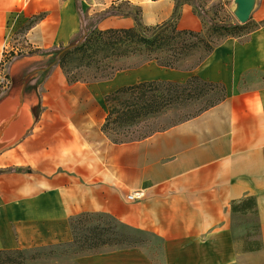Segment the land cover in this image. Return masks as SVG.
I'll return each mask as SVG.
<instances>
[{"label":"crops","instance_id":"crops-1","mask_svg":"<svg viewBox=\"0 0 264 264\" xmlns=\"http://www.w3.org/2000/svg\"><path fill=\"white\" fill-rule=\"evenodd\" d=\"M123 2L148 26L176 11L174 0L25 5L29 16L42 15L28 39L48 57L17 61L24 83L0 99V251L70 244L72 218L90 213L156 237L162 257L118 247L65 264H264V0H254L247 39L228 37L191 70L146 62L112 79L70 83L50 53L70 45L86 16ZM131 19L108 14L98 27L131 28ZM199 26L183 6L178 27ZM192 76L224 86L226 98L142 139L116 142L104 130L110 93ZM136 191L144 198L130 202Z\"/></svg>","mask_w":264,"mask_h":264},{"label":"rangeland","instance_id":"rangeland-1","mask_svg":"<svg viewBox=\"0 0 264 264\" xmlns=\"http://www.w3.org/2000/svg\"><path fill=\"white\" fill-rule=\"evenodd\" d=\"M174 1L176 11L172 20H177L178 23L182 7L189 6L193 8L194 13L199 17L200 21V28L198 31H195L199 33L200 41L198 42V46L188 57L180 61V67L184 70L194 68L214 47L228 37L247 39L253 27L248 23L242 24L239 22L235 15L238 8L235 0ZM27 4L28 0H0V99L5 97L12 87L24 83V77L19 75L20 68H15L17 61H25L27 54H30L33 60L47 59L48 57V54L44 51L33 49L32 43L28 39L29 32L39 22L42 15L29 16L27 11H24ZM118 12L132 18V27H136L138 21H141V10L138 7H132L123 2L118 7H111L107 11L96 12L91 16H86L84 26L91 31L101 30L98 27L100 19L108 14ZM142 23L146 25L144 22ZM117 25L114 23L110 26L115 27ZM74 50L75 47L70 49V53L63 62L60 59L58 60V65H60L69 80L73 79L78 82L93 83L102 80V75L108 73L99 70L95 64L87 65V61L82 58V54L74 52ZM145 60L144 57H136L129 60L124 59L116 67L140 66L146 63ZM36 77L39 83L43 78L42 72L38 73ZM224 95L225 91L223 88L209 87L206 88L205 93L200 98L176 103L159 113L144 115L136 121L114 122V119L117 117V115H114L113 121L108 127H105V131L117 142L142 139L198 115L211 107V105L217 103ZM127 98H130V96H121L120 100ZM112 104L118 105V102L115 101ZM93 215L91 219L77 225L79 243L77 242L75 246L70 248V245L65 246L64 244L28 251L24 255V264H65L83 254L118 247H144L155 259H161V245L156 237L120 224L112 217H99L100 214ZM97 227L105 230L104 235L100 239L93 236V232ZM12 257L19 258V255L13 254Z\"/></svg>","mask_w":264,"mask_h":264},{"label":"trees","instance_id":"trees-1","mask_svg":"<svg viewBox=\"0 0 264 264\" xmlns=\"http://www.w3.org/2000/svg\"><path fill=\"white\" fill-rule=\"evenodd\" d=\"M199 41V33L180 29L177 20L156 26H146L138 21L136 27L109 28L95 31H91L83 24L81 31L68 47H61L59 50L50 53L52 58L49 62L51 65H58V60L60 59L63 62L70 53V49L75 47L74 52L81 53L82 58L87 61V65L95 64L102 72H108L101 77L102 80H108L112 79L119 71L137 67L136 65L116 67L121 60L136 57H144L146 62H156L161 67L181 69L180 61L194 51ZM68 81L70 83L78 82L73 79H68ZM209 87H221L225 91L222 99L211 105L213 107L226 98V89L222 85L203 81L198 76H192L185 83L152 81L118 89L106 96L109 116L104 130L113 121L114 115H117L114 122L136 121L144 115L159 113L176 103L200 98L205 93L206 88ZM125 95L130 96V98L120 100V97ZM115 101L118 102V105L112 104ZM233 209L238 211L235 206ZM93 216V214L87 213L72 218L71 227L74 240L65 246L70 245L71 248L77 242L79 243L77 225L91 219ZM102 216L111 217L106 214L99 215V217ZM104 232L105 230L97 227L93 232V236L100 239ZM38 249L40 248L32 250ZM28 251L31 250L0 251V264H24V255ZM97 252L99 251L92 253ZM13 254L19 255L20 259L12 257Z\"/></svg>","mask_w":264,"mask_h":264},{"label":"water","instance_id":"water-1","mask_svg":"<svg viewBox=\"0 0 264 264\" xmlns=\"http://www.w3.org/2000/svg\"><path fill=\"white\" fill-rule=\"evenodd\" d=\"M235 2L238 5L235 14L237 19L242 24L248 23L254 8V0H235Z\"/></svg>","mask_w":264,"mask_h":264},{"label":"built area","instance_id":"built-area-1","mask_svg":"<svg viewBox=\"0 0 264 264\" xmlns=\"http://www.w3.org/2000/svg\"><path fill=\"white\" fill-rule=\"evenodd\" d=\"M130 202H136L144 198V194L140 191L132 192L127 196Z\"/></svg>","mask_w":264,"mask_h":264}]
</instances>
